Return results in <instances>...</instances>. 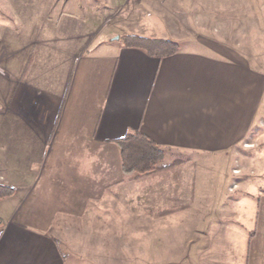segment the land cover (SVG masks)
<instances>
[{
	"label": "crops",
	"instance_id": "0c3cea01",
	"mask_svg": "<svg viewBox=\"0 0 264 264\" xmlns=\"http://www.w3.org/2000/svg\"><path fill=\"white\" fill-rule=\"evenodd\" d=\"M123 1L121 8L131 4ZM260 4L136 0L137 20L113 14L111 29L180 46L163 59L69 14L60 39L1 42L0 64L14 81L9 118L0 122V158L8 159L0 184L16 193L0 200V264H66V223L105 222L113 208L138 219L145 206L153 208V238L170 234L196 264H264V193L254 204L232 196V160L264 113V67L256 49L247 56L235 45L241 37L256 45ZM216 21L233 41L215 34ZM82 30L95 35L87 41ZM135 132L164 151V166L180 165L124 176L115 142ZM248 153L251 170L264 171V152ZM145 177L153 180L147 194L134 190Z\"/></svg>",
	"mask_w": 264,
	"mask_h": 264
},
{
	"label": "rangeland",
	"instance_id": "374dc122",
	"mask_svg": "<svg viewBox=\"0 0 264 264\" xmlns=\"http://www.w3.org/2000/svg\"><path fill=\"white\" fill-rule=\"evenodd\" d=\"M131 1L129 7L121 8L123 0H0V43L24 44L29 41H40L42 39L54 40L60 39L59 28L62 24V17L65 14L73 15V17L85 23H90L93 19L98 26L103 27L105 31L114 30L112 39L118 37L117 41H123L126 36V30L120 26L119 29H111L114 22L111 20L113 14H122L126 18L136 19L137 6L136 0ZM264 4H260L263 13L257 16V42L255 46L245 45L243 37L239 42L235 41L237 49L241 50L242 54L250 55L256 49L257 63L264 67ZM17 7V13H11V10ZM49 8V13L45 11ZM47 15V17H46ZM46 19V20H45ZM91 24V23H90ZM94 26L93 24H91ZM216 31L215 34L223 35V25L218 21L214 22ZM56 28L52 31V28ZM243 33V30L241 31ZM95 32L82 30L81 35H86V40L89 41ZM115 34V35H114ZM226 39L233 41V31H225ZM73 33L69 39L76 38ZM142 37V36H138ZM145 38V37H144ZM151 39V38H150ZM111 41V40H109ZM113 42V40H112ZM240 44V45H239ZM9 47V51L11 50ZM239 46V47H238ZM29 64V62H28ZM27 64V67H28ZM26 67V69H27ZM25 74V72H24ZM14 81L9 68L0 64V122L9 118V88L10 83ZM16 81V80H15ZM263 83L260 84L262 91ZM8 92V93H7ZM6 96V99H5ZM264 105V99L262 100ZM262 115V116H261ZM258 115V123L256 132L249 142L241 145V154L235 155L232 160L234 171L239 173L236 175V180L232 185L235 192L232 196L235 198L248 197L252 204L254 198L259 197L264 193V171L251 170L249 162L254 155L248 153V150L260 149L264 152V113ZM1 129V128H0ZM0 138L2 134L0 133ZM246 150V152H245ZM1 155V153H0ZM24 163V162H23ZM8 159L0 158V170H7ZM152 177L141 179L138 184L134 185V190H139L143 194H147L152 184ZM256 182L257 187H253V182ZM229 183V181L227 182ZM1 186H4L0 184ZM259 186L262 189H258ZM6 187V186H4ZM15 191V190H14ZM14 192L13 196L15 195ZM254 205L250 211H253ZM151 207H144L145 217L131 218L121 216L116 208H113L110 216L102 220L90 221L88 217L81 221L69 222L65 224V237L61 239V252L64 263L66 264H196L191 255V248L184 252H178L174 246V238H170V234L164 235V238H153V223ZM142 210V207L139 208ZM255 210V208H254ZM250 214H252L250 212ZM166 225L165 230L169 226ZM197 245V244H195ZM194 245V246H195Z\"/></svg>",
	"mask_w": 264,
	"mask_h": 264
},
{
	"label": "trees",
	"instance_id": "16d2710c",
	"mask_svg": "<svg viewBox=\"0 0 264 264\" xmlns=\"http://www.w3.org/2000/svg\"><path fill=\"white\" fill-rule=\"evenodd\" d=\"M124 44L126 47L142 49L157 59L172 56L180 49L178 44L171 41L138 36L125 38ZM115 143L120 150L121 168L124 176H147L180 165L179 162H175L171 166H164V151L152 138L142 133H129ZM14 192V189L0 185V200L11 197Z\"/></svg>",
	"mask_w": 264,
	"mask_h": 264
},
{
	"label": "built area",
	"instance_id": "2783aa9c",
	"mask_svg": "<svg viewBox=\"0 0 264 264\" xmlns=\"http://www.w3.org/2000/svg\"><path fill=\"white\" fill-rule=\"evenodd\" d=\"M234 173L237 174V173H239V171L235 170Z\"/></svg>",
	"mask_w": 264,
	"mask_h": 264
}]
</instances>
